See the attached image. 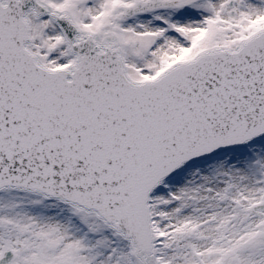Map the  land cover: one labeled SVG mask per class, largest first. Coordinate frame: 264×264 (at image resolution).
Segmentation results:
<instances>
[{
    "label": "snow or ice",
    "instance_id": "6c2138e0",
    "mask_svg": "<svg viewBox=\"0 0 264 264\" xmlns=\"http://www.w3.org/2000/svg\"><path fill=\"white\" fill-rule=\"evenodd\" d=\"M0 264H264V0H0Z\"/></svg>",
    "mask_w": 264,
    "mask_h": 264
}]
</instances>
